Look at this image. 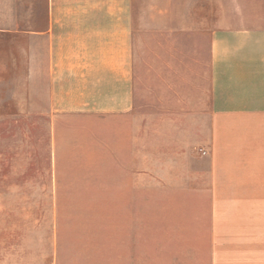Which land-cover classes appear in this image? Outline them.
<instances>
[{
  "label": "crops",
  "instance_id": "1",
  "mask_svg": "<svg viewBox=\"0 0 264 264\" xmlns=\"http://www.w3.org/2000/svg\"><path fill=\"white\" fill-rule=\"evenodd\" d=\"M148 1L0 0V100L46 116L55 179L67 177L66 164L88 162L106 194L140 196L151 179L167 185L165 194L198 195L208 218L167 222L169 236L203 228L197 253L178 243L184 255L169 259L264 264V218L251 214L264 208V0H184L182 25L175 0H152L145 9ZM202 31L208 35L206 57L194 61L204 69L206 86L201 109L193 111L192 52L201 46L191 39ZM177 32L183 47L158 43L152 59L164 83L152 99L167 93L176 100L145 107L135 68L138 48L145 51L148 36ZM177 63L182 93L171 80ZM165 115L164 127L179 132L168 138L179 149L168 160L190 168L194 146V159L205 167L145 173V116L147 130L160 139L156 120ZM193 115L206 122L193 123ZM197 127L205 133L193 144ZM156 159L149 161H161Z\"/></svg>",
  "mask_w": 264,
  "mask_h": 264
},
{
  "label": "rangeland",
  "instance_id": "2",
  "mask_svg": "<svg viewBox=\"0 0 264 264\" xmlns=\"http://www.w3.org/2000/svg\"><path fill=\"white\" fill-rule=\"evenodd\" d=\"M160 1L155 0L157 4ZM183 2L175 0L177 25L183 24ZM150 4H153L152 0L145 2L144 8ZM207 40L206 31L192 34L191 43H197L202 48L192 52L193 111L201 109L200 95L206 86L204 69L194 60L199 61V56L206 57L204 48ZM167 42H175L183 47V34L148 36L145 42V45L150 43L148 48L145 45V51L138 48L139 63L135 68L138 80L144 82L145 107H151L152 101H160L166 106L169 101L174 103L176 100L173 97L168 99L167 93L161 94L165 96L164 99H152L153 92L158 94L164 86L163 82H158L161 69L158 63L152 66V59L158 52L155 51L157 44ZM163 46L160 44V48ZM180 74L182 69L177 63L171 80L176 90L182 93ZM5 93L1 92V95ZM0 101V264L191 263L169 257L184 255L183 249L177 248L178 243L184 247L192 246L193 252L197 253L196 247L200 242L196 241L200 240L203 228L192 227L185 233L187 235L181 237L175 234L169 236L173 228H169L167 222L178 218H208L209 212L199 210L198 195L165 194L166 189L162 188H167V185H152L151 179L145 181L143 195L106 194L103 181L92 178L94 166L88 162L66 164L67 177L55 179L51 177L46 116L25 112L22 105L18 107V102L23 103L22 98L15 100L18 105L15 110L11 109L13 100H6L3 104V100ZM192 117L193 123L206 122L203 116ZM148 121V116H145V160H148L144 164L145 173L199 170L205 167L194 159L199 151L194 146L190 168L183 162L168 160V154L179 153L177 147L169 146L168 138H173L179 132H175L173 127L167 130L164 126L168 116H161L156 122L164 136L156 139L146 128V124L151 125ZM201 133L199 127L193 128V144L199 141ZM157 144L159 152H156ZM156 158L161 161H149ZM164 159L167 161L163 162ZM251 214L264 218V208ZM191 250L186 252L190 253ZM50 256L54 258L52 261Z\"/></svg>",
  "mask_w": 264,
  "mask_h": 264
},
{
  "label": "trees",
  "instance_id": "3",
  "mask_svg": "<svg viewBox=\"0 0 264 264\" xmlns=\"http://www.w3.org/2000/svg\"><path fill=\"white\" fill-rule=\"evenodd\" d=\"M56 258H58V257H56ZM52 259H54L53 256H50V261H52ZM56 260H57V259H56Z\"/></svg>",
  "mask_w": 264,
  "mask_h": 264
},
{
  "label": "built area",
  "instance_id": "4",
  "mask_svg": "<svg viewBox=\"0 0 264 264\" xmlns=\"http://www.w3.org/2000/svg\"><path fill=\"white\" fill-rule=\"evenodd\" d=\"M201 152H202V153H205V151H204V150H201Z\"/></svg>",
  "mask_w": 264,
  "mask_h": 264
}]
</instances>
